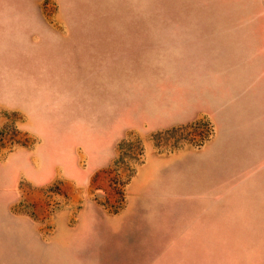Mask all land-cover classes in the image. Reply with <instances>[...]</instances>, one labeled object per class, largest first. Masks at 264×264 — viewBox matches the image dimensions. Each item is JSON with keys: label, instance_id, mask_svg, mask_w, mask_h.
I'll return each instance as SVG.
<instances>
[{"label": "rangeland", "instance_id": "obj_1", "mask_svg": "<svg viewBox=\"0 0 264 264\" xmlns=\"http://www.w3.org/2000/svg\"><path fill=\"white\" fill-rule=\"evenodd\" d=\"M0 264H264V0H0Z\"/></svg>", "mask_w": 264, "mask_h": 264}, {"label": "crops", "instance_id": "obj_2", "mask_svg": "<svg viewBox=\"0 0 264 264\" xmlns=\"http://www.w3.org/2000/svg\"><path fill=\"white\" fill-rule=\"evenodd\" d=\"M39 132H41V131H39ZM42 138L40 137V140H39L40 141V145H42L43 140H44ZM42 151H43V153H47L46 154L47 156H45V157L47 158L48 163L46 164V166H39L37 168L33 167V174H34L37 182L45 183L50 178H53L54 174H55L53 167H55L56 165L59 166V167H62L63 169L66 166H68L71 170H75V171L78 169V167L76 166L75 162H73V157L72 156H69V158H66V160L69 162L68 164L64 163L63 159L61 161H58L57 164H54V163L51 164V152L46 150V148H43V147H42ZM21 153H22V154H20L21 157H26L27 156V150H23V152H21ZM52 168H53V170H52ZM69 174H71V173H69Z\"/></svg>", "mask_w": 264, "mask_h": 264}]
</instances>
